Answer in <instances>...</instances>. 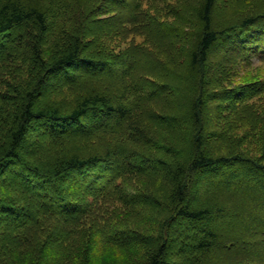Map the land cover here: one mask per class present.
Masks as SVG:
<instances>
[{
    "label": "trees",
    "instance_id": "16d2710c",
    "mask_svg": "<svg viewBox=\"0 0 264 264\" xmlns=\"http://www.w3.org/2000/svg\"><path fill=\"white\" fill-rule=\"evenodd\" d=\"M255 61L258 0H0V264H264Z\"/></svg>",
    "mask_w": 264,
    "mask_h": 264
},
{
    "label": "rangeland",
    "instance_id": "374dc122",
    "mask_svg": "<svg viewBox=\"0 0 264 264\" xmlns=\"http://www.w3.org/2000/svg\"><path fill=\"white\" fill-rule=\"evenodd\" d=\"M264 3V0H258ZM90 26H86V30H89ZM136 41H140L139 38H136ZM236 83H247V82H259L264 84V61L263 62H253V65L250 68H246L244 69L241 74L239 75L238 78L235 79ZM51 84V83H50ZM49 84V85H50ZM179 91V90H178ZM180 92V91H179ZM181 94L185 95L186 92L181 91ZM242 133V132H241ZM240 133V134H241ZM245 142V144H244ZM243 148H247L248 151L252 152L253 155L255 156H259L260 154L264 153V138L261 137H249L248 139H245L243 141ZM201 184V180L198 179L197 184H196V188H198ZM248 193H250V191L247 190V192H244V196L246 197V195L250 196ZM254 203H258L259 202V198L254 197L253 198ZM114 216V214H112V217ZM111 218V217H109ZM114 220V219H113ZM119 221H123L124 218L119 217L118 219ZM258 220H255L254 223H257ZM244 222H239L235 219H230V224H228V226L231 228L230 230L235 233V234H240L243 230V225ZM223 227H225V224H223ZM253 253H255L257 256H264V248H262V246H251Z\"/></svg>",
    "mask_w": 264,
    "mask_h": 264
},
{
    "label": "bare ground",
    "instance_id": "6f19581e",
    "mask_svg": "<svg viewBox=\"0 0 264 264\" xmlns=\"http://www.w3.org/2000/svg\"><path fill=\"white\" fill-rule=\"evenodd\" d=\"M145 76V75H144ZM52 100V99H51Z\"/></svg>",
    "mask_w": 264,
    "mask_h": 264
}]
</instances>
